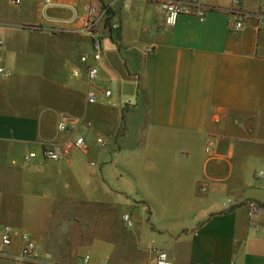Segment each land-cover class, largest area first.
I'll use <instances>...</instances> for the list:
<instances>
[{
	"label": "crops",
	"instance_id": "crops-1",
	"mask_svg": "<svg viewBox=\"0 0 264 264\" xmlns=\"http://www.w3.org/2000/svg\"><path fill=\"white\" fill-rule=\"evenodd\" d=\"M193 1L182 0L185 14L169 28L147 0H65L44 12L38 0H0V57L11 72L0 82V215L24 230L8 248L0 240V252L19 254L29 233L38 256L28 264H158L161 254L169 264H264V211L250 216L252 204L264 207V0H240L236 13L232 0H201L213 9L204 22ZM95 2L111 20L88 32ZM29 40L38 52L75 56L76 80L53 68L40 84L27 68L36 91L20 96L27 70L8 58ZM86 66L99 69L94 104ZM62 122L75 130L61 132ZM94 135L105 138L95 155ZM79 137L84 150L44 159Z\"/></svg>",
	"mask_w": 264,
	"mask_h": 264
},
{
	"label": "built area",
	"instance_id": "built-area-1",
	"mask_svg": "<svg viewBox=\"0 0 264 264\" xmlns=\"http://www.w3.org/2000/svg\"><path fill=\"white\" fill-rule=\"evenodd\" d=\"M65 0H38L42 12H44L47 8L52 7L56 5L59 2H63ZM130 0H128L129 2ZM151 3H154L156 5H159L166 13V25L169 27H176L180 17L185 14V6L182 3V0H147ZM11 3L15 7H19L22 5L23 0H11ZM130 3V2H129ZM240 5V0H232V7L230 10V13H236ZM191 9L194 11L192 14H194L201 22H204L206 20L207 13L211 10V8L205 7L202 5L201 0H194L192 2ZM258 16L260 20H264V2L260 5ZM88 25L86 27V31L92 32L97 24H106L111 20V9L110 7L104 6L100 4L99 2H95L91 4L88 8ZM112 28L117 29V25H111ZM244 27V21L242 18L237 19L233 22L232 28L236 31H240ZM2 46V42L0 41V47ZM93 49H94V58L96 61L101 60L102 58V52H101V41L100 40H93ZM81 62L86 65L87 58L82 57ZM88 81L90 84L89 92H88V98L89 103L94 104L98 100V95L96 93V89L94 88L95 83L97 82L99 78V69L97 67H90L86 66ZM11 76V73L8 72L5 69V66L3 65V59L0 58V82L3 80L9 78ZM74 77L79 76L78 71L73 72ZM104 95L106 98L112 97V92L110 90H107L104 92ZM76 125L73 123H65L62 122L59 124V130L61 132H66L68 130H75ZM98 143L101 145L105 144V140L103 138L98 139ZM215 143L214 141H210L209 145L207 147V154L211 155L212 148L214 147ZM86 148L85 146V139L82 137L79 138H73L68 139L64 141L62 144L50 148H46L43 151V157L45 160H50L54 162H59L66 160L68 156L72 154V152L76 149L84 150ZM36 158V154L32 153L30 154L26 159L30 160ZM93 167H96V164L94 162L91 163ZM261 177L264 179V173L261 174ZM201 190L203 192L206 191V186L202 185ZM264 211V207L252 204L250 206V216H256L260 212ZM124 222L127 224L129 228L133 227V220L132 217L128 214L125 215L123 218ZM256 231L261 230L260 226L255 227ZM15 235V231L11 227H6L2 232V245L3 248H8L11 246L13 242V238ZM22 240L25 243L22 251L19 254L16 255H9L7 252H0V257L4 260H8L12 262L13 264H28L33 261H36L38 256V248L34 241H32L28 234L22 235ZM91 260L90 256H84L79 259V263L82 264H88ZM166 254H161L158 264H169L166 263Z\"/></svg>",
	"mask_w": 264,
	"mask_h": 264
},
{
	"label": "rangeland",
	"instance_id": "rangeland-1",
	"mask_svg": "<svg viewBox=\"0 0 264 264\" xmlns=\"http://www.w3.org/2000/svg\"><path fill=\"white\" fill-rule=\"evenodd\" d=\"M202 5H203V3H202ZM40 10H41V7H40ZM211 10H213V9H211ZM41 12H42V10H41ZM258 12H259V10H258ZM240 16H243V15L240 14ZM241 18L243 19V17H241ZM169 28H174V27H169ZM35 48H36V46L31 40L24 41L18 50V51L22 52L23 55L16 54L15 52H12L9 54L10 55L8 58V60L10 62L9 66H12V67L16 66L15 70L18 72V74L20 72H22L23 70L24 71L27 70L26 73H23L20 76L23 79L24 83L20 84L19 88L16 90L17 93H22L20 96L25 95V96L31 97L32 92L36 91L34 88L33 89L31 88L36 84H35V81L33 82L32 75L27 68H29L30 70H36L38 74L40 73L41 78H42L39 81V82H41L40 84L52 81V78H50L51 73H49V71L52 70L53 68L59 70V72H61V73L64 72L62 74V78L64 81L69 80L70 82H74V80H76V79H74V80L71 79V76H70V74L73 71V67H74L73 66L74 59H76L75 56L70 57L66 54V56H64V57H55L54 56L55 53L50 54L46 50H43V49H40L43 51L38 52V51H36ZM55 55H57V54H55ZM3 65L5 66L4 60H3ZM5 69L8 72H10L6 68V66H5ZM45 72H47V73H45ZM43 79H44V81H43ZM53 81H54V79H53ZM100 138H104V137H101L99 135H94L95 140H93V142H92V153H93V155H95L96 149L99 145V143L97 144V141ZM8 215H3V214L0 215V240L1 241H2V232L6 227H11L15 232H18V231L21 233L24 232V230L22 229L23 228L22 223L19 222L20 219L16 218L15 216H8ZM27 234H29V233H27ZM1 252H3V251H1ZM0 258H2V257H0ZM0 264H13V263L8 261V260L0 259Z\"/></svg>",
	"mask_w": 264,
	"mask_h": 264
},
{
	"label": "trees",
	"instance_id": "trees-1",
	"mask_svg": "<svg viewBox=\"0 0 264 264\" xmlns=\"http://www.w3.org/2000/svg\"><path fill=\"white\" fill-rule=\"evenodd\" d=\"M109 24V23H108ZM91 126V124H89V127Z\"/></svg>",
	"mask_w": 264,
	"mask_h": 264
}]
</instances>
